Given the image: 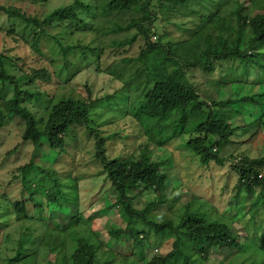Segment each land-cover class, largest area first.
Segmentation results:
<instances>
[{"label":"trees","instance_id":"obj_1","mask_svg":"<svg viewBox=\"0 0 264 264\" xmlns=\"http://www.w3.org/2000/svg\"><path fill=\"white\" fill-rule=\"evenodd\" d=\"M30 1L36 3L35 13L26 12L16 5L0 4V14L5 17L3 21L5 25L0 26V32L16 39L21 36L22 39L30 42L32 51L41 54L42 38L58 30L57 35L53 37L66 58V65H72L67 57L70 54L75 55V52L80 51L82 58L87 60L90 58L88 51L98 54L99 57L103 55L104 49L101 46L94 47L82 41L65 44L59 37L75 35L77 30H86L87 19L82 14L84 11H92L90 5L85 4L83 0H74L70 4L47 12L45 5L47 6L50 0ZM251 1V6L247 7L239 0H235L237 3L235 14L238 16V31L234 34L235 41L232 43L223 39L219 42H211L205 59L198 56L192 61L175 54L174 47L179 42L168 38L161 29L154 33L152 29L153 25L160 28V14L173 9L172 4H177L176 7L180 14H186L192 8L190 5L198 9L199 5L206 3L207 0H109L105 8L108 14L133 13V18L127 26H118L119 31L131 32L132 29H136L126 42L119 44L120 46L133 43L139 36L145 40V43L140 46L139 55L124 59L125 63L134 66V72L126 78L122 74L117 77L123 83V87L118 91L127 93V113L123 118L133 116L140 127L143 125L147 127L149 125L147 122L159 124L172 116L171 123L175 130L178 128L179 136L191 133L184 144L196 155L201 165H206L201 176L206 181L209 180L210 173L214 170L209 165L212 161L221 165L226 162V158L220 154L219 150L214 151V148L227 143L238 132L240 125L233 122L234 120L240 117L242 122L244 120L240 115L238 105L252 104L259 106L261 110L255 132L250 134L246 129L247 125H241L244 132L239 138L242 137L244 142L264 138V101L260 100L264 89L255 95L227 94L224 96L225 90L232 91L233 88H237L238 86L234 84L247 80L249 74L251 76L259 73L258 82L264 86V0L257 1V6L261 10L256 13H253L252 9L254 0ZM37 3L40 5L38 6ZM219 14L220 12L213 15H209V12L200 13L201 16H209L211 20ZM157 22L159 23L156 25ZM99 57L95 59V62ZM16 59L0 50V81L2 82L0 129L6 125L8 120L18 119L23 124L22 143H31L35 149H39L43 143H48L49 149L57 152L62 164L67 163L71 158L72 161H78L76 155L79 149L70 142L74 129H88L95 141V156L103 165L102 173L96 177L103 174L105 179L111 183L116 196H112V205L123 211L128 218L125 227H110L108 232L119 244L125 240L130 246L132 255H128L126 251L118 252L108 247L88 223L86 225L80 221L79 212L62 227L56 224H54L55 227L46 225L44 234L47 239L52 240L48 242L50 250L59 253L57 260L51 264H107L111 254L116 255L118 261L115 263L117 264H131L135 260L140 262L141 257H143L141 259H148L146 264H172L178 257L182 258L185 264H196L200 260L206 262L213 248H225L233 254L241 252L243 248L245 250L247 245L240 240L241 230L220 218L209 216L207 218L205 215L208 214L203 213L204 202L198 196L179 211V221L173 219L174 217L167 218L165 214L164 216L153 214L156 210L164 212L171 211V208L173 210L172 201L166 193L169 176L163 168L164 161L162 159L152 160L153 150L148 144L138 156L121 157V152L117 154L118 156L110 154L107 148L110 136H104L101 133L99 124L92 117V102L103 104L115 101L118 91L89 102L72 97H58L57 94L51 96L48 93L33 92L27 86L40 87L39 80L52 82V72L46 67H32L29 72L24 71L16 75L14 73L17 67ZM231 59H239L238 64L241 65L240 70L245 74V78H238L237 74L240 71L231 69L230 74L224 80H215L216 77L213 78L210 74L220 69L219 66L225 61ZM195 75L198 77L194 78ZM203 78H206L207 82H214L218 85V94L222 95L219 99L216 97H212L211 101L205 99L200 92V87L204 84V82L200 83ZM6 90H9L10 95H1ZM37 96L49 98L41 110H36L26 104L27 97ZM190 107L197 109L204 116V119L197 125L192 124L191 129L184 123ZM166 124V122L159 124L160 133L164 132ZM177 138L174 133L162 143ZM239 156H241L240 163H234ZM19 168L22 173L17 183L21 184L19 193L14 197L8 195L7 188L12 187V184L0 186V227L2 230L10 226L11 220L12 223L18 222L21 225L27 220L46 221L43 210L47 202L58 204L59 198H62L65 204L79 203V199L72 196L73 192L67 193L64 189L65 184L53 175L56 172L55 169H43L36 165L33 159ZM231 168L239 175L237 192L243 194L240 196L237 193L235 197L243 199L244 193L254 192L255 189H259L258 196L264 197V155L250 157L249 152L244 156L235 155ZM47 175L52 181L50 187H46ZM16 178L18 179V175ZM33 183L34 186H32ZM135 187L141 188V192L140 195L132 196L131 189ZM139 196L143 197L141 200H144L142 207L139 206ZM261 209H264L263 200L262 206H255L249 221L240 225L242 229H245V226L253 227L251 231L247 227V236L252 237L255 244L261 240L256 248H252L256 250V256H259L258 250L261 252L260 261L255 264H264V235L262 237L260 232H253L262 227L257 225V220L254 221L255 215ZM244 212L250 214L246 208ZM143 225L146 229L136 230L138 226L143 227ZM24 227L25 231L21 232L18 240L16 255L7 257L4 260L7 264H28L32 261L30 257L33 255L26 252L27 243L33 240L35 233L29 226ZM153 233L154 239H150ZM167 234L174 237L171 249L148 258L146 248L150 249L155 241Z\"/></svg>","mask_w":264,"mask_h":264},{"label":"rangeland","instance_id":"obj_2","mask_svg":"<svg viewBox=\"0 0 264 264\" xmlns=\"http://www.w3.org/2000/svg\"><path fill=\"white\" fill-rule=\"evenodd\" d=\"M73 1L50 0L47 2L48 5H45V10L49 12L60 6L70 4ZM83 1L92 7V11H84L82 14L87 19L86 30H77L75 35L59 37L63 39L65 44L82 41V43L91 44L94 47L101 46L104 49L101 57L96 53L88 51L90 58L88 60L83 59L79 51L75 52V55H68L67 58L71 61L72 65H66V58L63 56L59 44L55 42L53 37V35H57L58 30L42 38L40 45L41 54L32 51L30 42L22 39L20 35L17 34L20 37L16 39L11 35H5V33L0 32V50L6 54L9 53L13 58H17V67L14 71L16 75L24 71L29 72L32 67H46L52 72V82L48 83L39 80L40 87L35 85L27 86L33 92L48 93L51 96L57 94L58 97H72L89 102L106 95H111L113 92L115 93L123 87V83L117 77L122 74L126 78L130 76V73L134 72V66L125 63L126 61L124 59H126L125 57L139 55L141 51L140 46L145 43V40L139 36L133 43L120 46L119 44L126 42L136 29H132L131 32L118 30L119 25L127 26L131 22L133 13L113 14V12L108 14L105 8L109 0ZM257 1L254 0L252 4L253 13L261 10L257 6ZM239 2L247 7L251 6L252 3L251 0H239ZM0 4L16 5L29 13H35L37 10L36 3H32L30 0H0ZM194 4L196 3L194 2ZM37 5L39 6L40 4L37 3ZM172 5L171 8L173 9H170V11L161 12L159 19L161 24L159 25L160 28H156L157 26L153 25L152 32H158L161 29L168 38L179 42L174 47L176 55H180L190 61L198 56H202L205 59L211 42H219L223 39L232 43L235 41L234 34L238 31V16L235 14L237 3H235V0H207L204 4H198V9H195L194 5H190L192 8L186 14L179 13L177 10L178 7H176L177 4ZM202 12H209V15H213L216 12H220V14L211 20L209 16H201L200 13ZM4 18L0 14V26L2 24L5 25L3 23ZM159 22L155 24L157 25ZM242 43L243 39L241 41ZM98 57V61L95 62V59ZM238 63L239 59L225 61L223 65L219 66L220 69L215 70L210 75L213 78L216 77L215 80L217 81L219 79L224 80L230 74L231 69H236L240 71L237 77L244 79L245 74L240 70L241 65ZM8 65L10 66V64ZM197 77V75L194 76V78ZM258 77L259 73H254L251 76L249 74L247 80L234 84V86H238L237 88H233L232 91L225 90L224 96L227 94L245 96L259 93L264 89V86L258 82ZM202 80L200 83L204 82V84L200 87V92L207 101H211L212 97L219 99L222 96L218 94V85L216 83L207 82L206 78ZM1 87L2 82L0 81V89ZM1 95L9 96L10 92L6 90ZM48 100L49 98L44 96H37L35 98L27 97L26 104L36 110H41V107H44L45 102ZM260 100L264 101V94ZM126 103L127 93L125 91H120L115 101L113 100L110 103L104 102L102 104L92 102V117L99 124L101 133L104 136H110L107 144L110 154L117 155L121 152V157H129L130 155L138 156L148 144L153 150V153L151 152L152 160L162 159L164 161L163 168L169 176L166 193L172 201L174 211L172 208L168 212L156 210L153 214H165L167 218L174 217L173 219L179 221V211L185 205L193 202L195 197L198 196L204 202L203 213L208 214L204 215L207 218H220L228 223H232L235 228L241 230L240 240L247 247L245 250L243 248L241 252H237V254H233L225 248H213L210 250V256L206 262L200 260L196 264L259 263L261 252L258 250L259 256H256V250H252V248H256L261 240L255 244L254 239L247 236L248 226L242 229L240 225L249 221L256 205L262 206L264 197L258 196L259 189H255L254 192L244 193L243 199L235 197L238 193L237 181L239 175L231 168V162L235 155L241 154L244 156L248 152L250 157L264 155V138L247 142H244L242 137L239 138L244 132L241 125H247L246 129L250 134L255 132L259 124L260 107L252 104L238 105L240 115L244 120L242 122L240 116L236 121L234 120L233 122L240 125L238 132L227 143H224L222 146L218 145L217 148L220 154L226 158V162L221 165L212 161L209 165L214 170L210 173L209 180L206 181L203 177L201 178L206 165H201L196 155L184 144L186 139L191 136V133L179 136L177 134L179 133L178 128L175 130L171 123L173 120L172 116H169L167 121H165L167 124L164 132L160 133L158 130L159 124H165V122L159 124L147 122L149 124L147 127L144 125L140 127L133 116L123 118L127 113ZM187 111V118L184 123L189 129H191L192 124L197 125L204 119V116L193 107H190ZM22 132L23 124L18 119L8 120L6 125L0 129V186L12 184V187L7 188L8 195L14 197L15 194L19 193L21 184L17 183L22 177L19 167L33 159L36 165L41 166L43 169H55L56 172L53 175L65 184L64 189L67 193L69 191L73 192L72 196L77 197L79 203L65 204L64 200L59 198L58 204H50L51 202L49 204L48 202L45 203L43 215L47 220L44 222L27 220L21 225L18 222L12 223L11 220L10 226L6 230H2L0 227V264H7L4 260L7 257L16 255L20 234L25 231L24 226H29L35 233L33 240L27 243L26 253L33 255L30 257L32 261L28 262V264H51V262L56 261L57 254L59 253L50 250L49 243L52 240L51 238L47 239V236L44 234L46 225L55 227L54 224H56L58 227H62L77 212L80 213V221L83 224L88 223L91 229L106 242L108 247L118 252L126 251L128 255H132L130 246L126 244L125 240L119 244L108 232L110 227H125L128 218L123 211L112 205L113 201L111 202V199L113 195L115 196V192L111 187V183L105 179L103 174L96 177L102 173L103 165L95 156V141L91 137L89 130L86 128L74 129L70 142L79 149L78 155H76L78 161H72L73 159L71 158L68 159V164L66 162L64 164L60 162L57 152L50 150L48 143H43L39 149H35L31 143H22ZM174 133L176 138L178 135L177 139H170L167 143L165 142L166 144L162 143L167 141L166 139H169ZM18 145L20 146L17 148ZM120 149H123V151H120ZM16 175H18V179ZM45 183L46 187L52 185V181L48 175L46 176ZM34 185L33 183L32 186ZM140 192L141 188L135 187L131 189L132 196L140 195ZM238 194L240 196L243 195L240 192ZM138 198L139 206H144V200H141L143 197L139 196ZM244 208L249 210L250 214H246ZM254 218L255 222L257 220V225H261L262 227L258 231L253 230V232H260V235L263 237L264 209H261ZM76 228L81 229L80 227ZM252 228L248 227L250 231ZM143 229H146L144 225L143 227L138 226L136 230L142 231ZM170 237L167 234L161 237L160 240L155 241L150 249L146 248V253H148L147 257H153L154 255L170 250L173 244L172 238H174ZM151 238L154 239V233L151 235ZM248 245L250 246L248 247ZM136 253L138 254V251ZM115 256L111 254L107 264H117L115 262L118 259ZM141 258L140 262L135 260L131 264H146L148 259ZM172 264H185V262L182 258L178 257Z\"/></svg>","mask_w":264,"mask_h":264},{"label":"clouds","instance_id":"obj_3","mask_svg":"<svg viewBox=\"0 0 264 264\" xmlns=\"http://www.w3.org/2000/svg\"><path fill=\"white\" fill-rule=\"evenodd\" d=\"M214 151H218V148L215 147V148H214ZM240 161H241V158L239 157V158H236V161H234V163H235V162L240 163Z\"/></svg>","mask_w":264,"mask_h":264}]
</instances>
